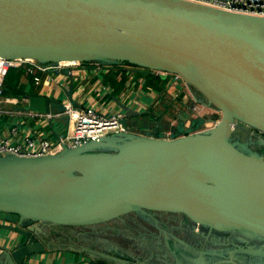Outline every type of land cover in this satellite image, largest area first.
I'll use <instances>...</instances> for the list:
<instances>
[{
  "label": "water",
  "instance_id": "95a60500",
  "mask_svg": "<svg viewBox=\"0 0 264 264\" xmlns=\"http://www.w3.org/2000/svg\"><path fill=\"white\" fill-rule=\"evenodd\" d=\"M0 56L128 62L175 75L220 114L201 131L195 118L185 125L187 112L169 122L166 111L121 136L39 157L0 156V264L51 251L36 232L41 223L87 226L129 211H176L216 230L264 236V156L232 140L239 124L264 133V15L193 0H0ZM22 100L50 112L46 95L23 91ZM113 100L124 117H141Z\"/></svg>",
  "mask_w": 264,
  "mask_h": 264
},
{
  "label": "crops",
  "instance_id": "0c3cea01",
  "mask_svg": "<svg viewBox=\"0 0 264 264\" xmlns=\"http://www.w3.org/2000/svg\"><path fill=\"white\" fill-rule=\"evenodd\" d=\"M83 63H72L66 67L68 68L67 72L61 71L62 69L58 72L40 71L37 67H34L33 74L29 73L31 76L28 74L21 75L17 86L19 89L18 94H2L0 96V108L3 110L0 112V116L6 114L9 117L8 123L0 124V137L9 138L17 143H22L26 136L55 140L58 136L65 134L70 126L68 116L62 113L64 104L67 102H71L74 107L98 103L104 107L99 108L105 111L121 110L113 100V97H116L132 108L142 111L145 105L153 99H157L159 102H167V104H171V101L174 100L181 103L186 101V96L184 94L183 96L180 95L182 90L184 92L187 90V86L185 90L183 84L180 92L179 82L176 79L173 81L172 78H168L167 74L163 76L167 82L161 94L155 90L144 92V88L140 89V87H143V81H140V79L138 83L134 81L137 89L135 87L128 89V80H132L134 72H143L142 68L136 66L125 67L124 64L107 67L96 62H92L93 64ZM24 64L28 68L32 66L29 62ZM110 70L118 72L117 80H120L123 75L125 76V86L117 94L112 95L113 86L105 78ZM35 75L39 76L37 82L33 79ZM23 91L46 95L50 99V112L48 113H51L52 117L48 119L45 116L29 115L28 112L32 110L28 109L27 103L22 100ZM178 108L174 112H177ZM12 127L16 130L15 136L11 135L10 130ZM126 132H130V130ZM123 133L125 132H110L107 135L121 136ZM119 226H124L125 235L118 236L112 242L109 241L107 237L108 230H115ZM36 232L46 246L52 250L39 255V260H32L26 264H88V260L92 258H106L117 264H126L129 260H132L131 258L138 256L131 245L137 239L135 231L133 230L134 234H132L131 228L128 225L126 226L124 221L120 219L105 224L97 223L96 225L81 227L41 223ZM4 246L6 244L0 240V256L4 255ZM89 246L91 247L89 250L91 255L87 257L81 249ZM105 246L109 249L106 250Z\"/></svg>",
  "mask_w": 264,
  "mask_h": 264
},
{
  "label": "flooded vegetation",
  "instance_id": "af4514ba",
  "mask_svg": "<svg viewBox=\"0 0 264 264\" xmlns=\"http://www.w3.org/2000/svg\"><path fill=\"white\" fill-rule=\"evenodd\" d=\"M152 72L157 73L156 71ZM188 89L189 88L187 87V90ZM185 92L187 93V91ZM186 93L184 94L183 92L184 96H186V101L181 103L183 104V106L179 107L177 112H169L175 119L174 120L171 116V120L169 122H172V120H174V122H178L179 118L177 117V115L179 113V110L187 112L190 117L191 107H189L186 102L192 95L189 92V95H187L188 93ZM192 100L195 101V99ZM153 116L155 115L153 114ZM189 117H186V120ZM162 122L163 124L166 123V121ZM136 126L141 127L138 125ZM252 129L253 130H250L252 134L251 137H260V139L263 141H260L258 143L250 142L248 145L253 150L259 152L261 155L264 156V133L257 129ZM166 132L163 133L165 134ZM149 211V214L137 213L136 216L134 215V213L137 211H129L108 221L98 223L105 224L115 220L118 221L120 219L124 221V224H126V226L128 225L136 233H139V228H142L141 224L148 226L149 228H151L150 230L153 229V231L144 232L146 233V238L144 236L142 241H139L137 243L139 245L140 250H142L144 253L137 252L138 256L131 258L132 260H129V262H126V264H135L134 262L136 261L135 259L137 257L139 261L138 264H167L166 257L170 256V254H175V264H192L187 262L188 248L190 247L185 246L183 242L180 243L179 240L177 241V239L173 237V235L167 230V228H170L165 225H171V223L172 228L170 230H178L181 233H187L188 235L199 239L201 247H198V250L202 253L207 252L205 254L208 256L212 255L214 260L213 264H264L263 235L252 231L238 229L228 231L216 230L210 228L209 226H204L196 223L195 221L191 220L187 215L181 212L166 210ZM171 216H173V218H170ZM210 238L212 240L211 245L214 246L216 249L215 252L210 251L209 246H205L207 245ZM157 241L159 243V246L157 244ZM90 248L91 247L89 246L88 248L81 249V251L84 253V255L90 257ZM159 249H161L160 252ZM96 260L97 259H95L92 264H95ZM115 264L117 263L115 262Z\"/></svg>",
  "mask_w": 264,
  "mask_h": 264
},
{
  "label": "built area",
  "instance_id": "2783aa9c",
  "mask_svg": "<svg viewBox=\"0 0 264 264\" xmlns=\"http://www.w3.org/2000/svg\"><path fill=\"white\" fill-rule=\"evenodd\" d=\"M203 4H208L214 7L226 9L233 12L252 14V15H264V0H193ZM29 62L32 64L29 67L31 73L34 72V67H37L40 71L58 72L64 67L70 66L75 62H56V63H40L35 60L27 59H7L0 56V96L3 94V79L7 70L10 67L19 66ZM79 63V62H78ZM159 73V72H157ZM173 77L178 81L177 77ZM33 79L37 82L39 76L35 75ZM204 104L193 102L190 108V117L185 122V125L190 126L191 118L203 117ZM208 107V106H207ZM3 110L0 108V112ZM63 114L68 116L70 126L68 131L58 136L55 140L51 141L48 138L41 137L35 138L32 136H26L22 143H17L6 137H0V156L6 154H12L16 156H43L47 154H53L60 151L64 146L76 147L88 141L97 140L110 132H126L128 126L123 122L124 113L121 110L105 111L100 108H96L93 105H85L80 107H74L71 102L64 104L62 111ZM31 116H45L50 119L51 113H40L37 111H29ZM206 115V114H205ZM217 119H208L204 122L203 127H198L197 131L205 130L214 125ZM11 135H16L14 127L10 130ZM169 132H166L168 137Z\"/></svg>",
  "mask_w": 264,
  "mask_h": 264
},
{
  "label": "rangeland",
  "instance_id": "374dc122",
  "mask_svg": "<svg viewBox=\"0 0 264 264\" xmlns=\"http://www.w3.org/2000/svg\"><path fill=\"white\" fill-rule=\"evenodd\" d=\"M85 63H89V64L91 63V64H93L91 61L90 62H84L83 64H85ZM123 64L126 65L125 67H129V66L132 67L133 66V65L125 64V63H123ZM141 70H143V71L146 72L148 69L142 68ZM135 73L136 72H134V74ZM134 74H133V76H134ZM167 76H168V78H172L173 81H175V78L173 77L172 74H169ZM139 79H140V81H143V77L142 78L140 77ZM128 81H129V83H128L129 84L128 89L130 90V89H132V87H135V85H134L135 84V82H134L135 80L132 78V80L129 79ZM179 84H180L181 89H182L183 82L182 83L179 82ZM139 86H141V85H139ZM186 86L189 88L188 90H186ZM184 88L187 91V93L189 92L192 95L191 97H189V99L186 102V104L189 107H191L190 105H192L193 102H194L192 99L197 100V102H198V100H201L202 99V96L200 94H198V92L196 91V89L193 88L192 86L185 85ZM140 89H143L144 92H149L147 90H151V89H146L144 86L143 87H140ZM181 89H180V92H181ZM157 92H160V91H157ZM183 92H181V94H183ZM185 93L186 92H184V94ZM160 94H161V92H160ZM177 94L179 95V92ZM187 95H189V94H187ZM180 96H183V95H180ZM92 105L95 106L96 108H99V107L104 108L103 106H100L98 103H96V104L95 103H92ZM182 106H183V104H181V102L180 101L178 102L177 100L171 101V104H167V102L166 103H164L163 101L162 102H159L157 99H153V100H151L149 103H147L145 105V107L143 108L144 110L141 111V113H142L141 117H136V116H134V117H124L123 118V122L128 126L129 129H131V126H132L133 123L136 124V125H143L144 123H146L147 125H149V126L151 125L152 126L155 123L153 121H149L148 116H151L153 114L154 115H159V114L164 113V111L165 112L166 111L167 112H172V111L176 110V108L182 107ZM203 110H204V113H203V115H201L203 117H198V118H204L203 121L201 122V120H198V118H195L200 123L198 127H203L204 126V122L207 121L208 119H217L218 120L219 117H220L219 112L216 111L212 105L210 107L209 106L208 107L206 106ZM250 130H253V129L251 127L247 126V125L239 124L238 126H236L234 128V131L232 133V140H235V141H238L239 140L241 142H244L247 147L249 146L248 144L250 142H253V143L256 142V143H258L260 141L261 142L263 141V140L260 139V137H253L252 138L251 137L252 134H251ZM137 213H142V212H135L134 215L136 216ZM149 213H150V211L149 210H146V212L145 213L143 212L142 214H149ZM170 218H173V216H171ZM141 225H142L141 226L142 229H139V233H136L135 232V236L137 237V239H135L131 243V245L133 246L134 250H136V252L144 253L142 250H140L139 245L137 244V242L138 241H142V239H143L144 236L146 238V233H144V232L153 231V229L150 230L151 228H149L148 226H145L143 224H141ZM165 226H167V227H169L171 229L172 228L171 227L172 226V223H171V225L167 224ZM123 229H124V226H119L115 230H108V232H107L108 240L112 242L118 236L125 235ZM170 229L167 228V230L169 231V233H171L173 235V237H175L177 239V241L179 240L180 243L183 242V244L185 246H189L191 248V249L188 248V259H187V262L192 263V264H213V261L214 260H213V256L212 255L208 256V255L205 254L207 252H203L202 253L201 251L198 250V247H201L200 242H199V239L194 238V237L188 235L187 233H181L178 230H175L174 231V230H170ZM132 234H134L133 233V230H132ZM105 235H106V233H105ZM157 244L159 246L158 241H157ZM211 244H212V240L210 238L209 241H208V243H207V245H205V246H209L210 251H214L215 252L216 249ZM105 249L108 250L109 248L105 246ZM160 251H161V249H159V252ZM174 257H175V254H170V256H167L166 257L167 264H175L174 263ZM135 260L136 261L134 263L135 264H138V262H139L138 261V257Z\"/></svg>",
  "mask_w": 264,
  "mask_h": 264
},
{
  "label": "trees",
  "instance_id": "16d2710c",
  "mask_svg": "<svg viewBox=\"0 0 264 264\" xmlns=\"http://www.w3.org/2000/svg\"><path fill=\"white\" fill-rule=\"evenodd\" d=\"M125 64L131 65L128 62H124ZM123 64V63H122ZM120 65V64H119ZM115 66V65H114ZM115 69V68H111ZM148 72H141L138 71L134 74L133 79L138 83L139 78L143 77V86L146 89H151L155 91L163 92L166 87V78L161 76L160 74H157L155 72H151L150 70H147ZM31 73L29 71V68L25 66V64H21L17 67H10L7 70V73L4 76L3 79V94H18V84L20 82L21 75ZM117 71L110 70L106 75L105 78H107V81L111 82L113 86V90L111 92L112 94H117L119 90H121L125 86V76L123 75L120 80H117ZM121 73V72H120ZM33 74V73H31ZM124 74V73H121ZM31 76V75H30ZM203 121L204 118H199L198 120ZM9 117L6 114H3L0 116V124H6L8 123ZM198 120H194L193 126H195L198 122Z\"/></svg>",
  "mask_w": 264,
  "mask_h": 264
}]
</instances>
